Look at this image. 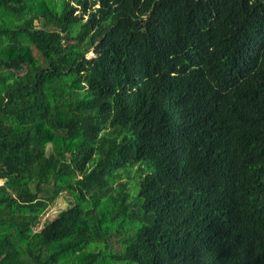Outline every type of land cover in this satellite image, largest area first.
I'll list each match as a JSON object with an SVG mask.
<instances>
[{"label": "trees", "instance_id": "obj_1", "mask_svg": "<svg viewBox=\"0 0 264 264\" xmlns=\"http://www.w3.org/2000/svg\"><path fill=\"white\" fill-rule=\"evenodd\" d=\"M0 180V264H264V0H0Z\"/></svg>", "mask_w": 264, "mask_h": 264}, {"label": "rangeland", "instance_id": "obj_2", "mask_svg": "<svg viewBox=\"0 0 264 264\" xmlns=\"http://www.w3.org/2000/svg\"><path fill=\"white\" fill-rule=\"evenodd\" d=\"M91 54V52L89 53ZM27 73V66H24L20 72H18V77L19 78H24ZM50 148V145H47V149ZM68 204V198L65 194H60L54 201L53 203L46 209L44 212L41 221L39 225L36 227V229H39L42 226V223L46 219H50L53 217L59 210L64 208Z\"/></svg>", "mask_w": 264, "mask_h": 264}, {"label": "bare ground", "instance_id": "obj_3", "mask_svg": "<svg viewBox=\"0 0 264 264\" xmlns=\"http://www.w3.org/2000/svg\"><path fill=\"white\" fill-rule=\"evenodd\" d=\"M232 57V56H231ZM260 88V87H259ZM257 90V89H256ZM254 92V91H253ZM262 95V94H261ZM254 98V97H253ZM256 98V97H255ZM259 98V97H258ZM259 102V101H258ZM253 148V147H252ZM232 159V158H231Z\"/></svg>", "mask_w": 264, "mask_h": 264}, {"label": "built area", "instance_id": "obj_4", "mask_svg": "<svg viewBox=\"0 0 264 264\" xmlns=\"http://www.w3.org/2000/svg\"><path fill=\"white\" fill-rule=\"evenodd\" d=\"M2 182V180H0V183Z\"/></svg>", "mask_w": 264, "mask_h": 264}]
</instances>
